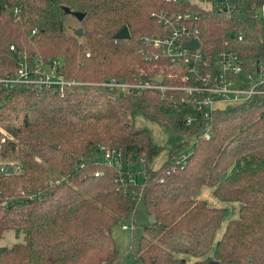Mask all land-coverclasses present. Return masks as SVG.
I'll return each instance as SVG.
<instances>
[{
	"label": "trees",
	"instance_id": "trees-1",
	"mask_svg": "<svg viewBox=\"0 0 264 264\" xmlns=\"http://www.w3.org/2000/svg\"><path fill=\"white\" fill-rule=\"evenodd\" d=\"M231 1L233 12L220 14L168 0H0V75H12L23 58L32 66L58 59L60 74L77 82L63 92L0 84V169H13L0 171V237L23 234L0 247V264H116L122 255L112 228L142 200L156 222L145 227L138 264H188L183 255L194 264H264V97L215 108L206 119L181 92L98 84L160 72L165 82L183 84L185 65L140 53L143 38L164 32L151 15L162 10L201 16L204 60L228 42L244 62L264 63V21L251 17L264 0ZM125 27L131 37L117 38ZM137 109L182 136L157 170L148 164L162 147L133 122ZM105 149L121 168L108 163ZM183 153L187 160L176 163ZM140 160L143 183L129 167ZM204 186L241 204L220 236L226 210L198 197Z\"/></svg>",
	"mask_w": 264,
	"mask_h": 264
},
{
	"label": "built area",
	"instance_id": "built-area-1",
	"mask_svg": "<svg viewBox=\"0 0 264 264\" xmlns=\"http://www.w3.org/2000/svg\"><path fill=\"white\" fill-rule=\"evenodd\" d=\"M168 1L176 4H189V6L199 4L207 10L220 14L223 12L230 14L236 6L231 0ZM191 8L183 11L166 12L162 10L152 13L153 17L159 19L164 32L143 38V47L140 50V53L149 61L168 60L185 65L186 75L183 77V84L171 85L165 82L163 72L156 74L153 78L148 77L138 82L120 81L114 77H107L98 84L117 89L119 92L130 89H155L161 92L162 96L170 90L176 93L181 92L184 103L206 119H209L212 111L217 108L218 102L237 104L264 97L263 62L258 60L244 62L245 60L228 42L212 60H204L201 16ZM251 17L264 21V2L252 9ZM37 32L38 30L34 29L32 34H37ZM243 35L241 32L240 40L243 39ZM192 40L198 42V46L194 49L185 46V43ZM45 64L49 65L48 70L44 69ZM59 67L58 59H53L50 63L39 62L36 66H32L26 58H23L12 75L8 77L0 75V84L6 87L14 85H34L38 88L58 86L63 92L67 86L77 82L66 80L60 74ZM155 77H162V82H156ZM195 119V115L190 113L187 122L193 123ZM205 136H210L209 126L206 127ZM189 155L190 153L181 154L176 163L183 164ZM105 159L118 168L123 166L122 160L116 157L114 151L110 149H105ZM5 170L6 168L3 167V171ZM130 181L134 183L136 180L132 176ZM123 228L128 229L129 227L124 225Z\"/></svg>",
	"mask_w": 264,
	"mask_h": 264
},
{
	"label": "rangeland",
	"instance_id": "rangeland-1",
	"mask_svg": "<svg viewBox=\"0 0 264 264\" xmlns=\"http://www.w3.org/2000/svg\"><path fill=\"white\" fill-rule=\"evenodd\" d=\"M264 36V34H263ZM49 65L45 64L44 69L48 70ZM234 104L232 102H218L217 108H227ZM133 122L137 127L148 128L151 131L152 143L155 146H161L162 149L157 157H155L149 164L148 168L151 170H157L163 166V164L169 159L173 146L182 139V136L174 133L167 126L160 124L150 116L146 115L142 110H135L133 113ZM186 152L191 151V147H186ZM184 152V151H183ZM130 170L137 171L138 180L144 182V173L140 171L143 168V162L138 161L129 165ZM9 168H6L8 172ZM3 171V168L0 169ZM200 199L207 200L210 204L215 206L223 207L226 210V216L222 228L218 235L220 236L225 230L227 223L231 218H236L239 213L241 204L228 203L216 198L213 194V188L209 186L202 187L199 196ZM152 224V216L147 210L144 201H140L137 210L133 217L128 219L120 220L112 228V234L116 241L117 248L121 253L122 257L116 264H138L137 254L140 248L141 237L145 233V227ZM127 225L129 228L124 229L123 226ZM23 240V234H18L14 230H8L3 233L0 237V247L12 246L15 243ZM187 260L188 264H194L197 260L195 257L190 255H183Z\"/></svg>",
	"mask_w": 264,
	"mask_h": 264
},
{
	"label": "water",
	"instance_id": "water-1",
	"mask_svg": "<svg viewBox=\"0 0 264 264\" xmlns=\"http://www.w3.org/2000/svg\"><path fill=\"white\" fill-rule=\"evenodd\" d=\"M66 13L68 14H74L75 17H77L78 20H82L84 18V14L83 13H80V12H72L70 10V8H66ZM79 34L82 33V30L80 29ZM131 37V34H130V31L128 29V27H125L120 33L117 34V38H120V39H123V38H129ZM185 46L188 47V48H196L198 46V42L196 40H192V41H189L187 43H185ZM36 64L39 63L38 60H36L35 62ZM155 81L158 82V83H161L162 82V77H155ZM2 103H0V108L2 107ZM12 168H9L8 169V173L12 172ZM152 222H156V216H152Z\"/></svg>",
	"mask_w": 264,
	"mask_h": 264
}]
</instances>
